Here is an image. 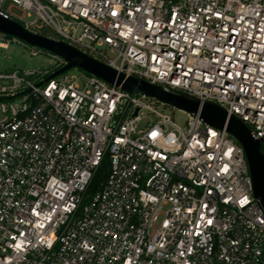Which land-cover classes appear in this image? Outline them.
Returning a JSON list of instances; mask_svg holds the SVG:
<instances>
[{
  "label": "built area",
  "instance_id": "2783aa9c",
  "mask_svg": "<svg viewBox=\"0 0 264 264\" xmlns=\"http://www.w3.org/2000/svg\"><path fill=\"white\" fill-rule=\"evenodd\" d=\"M0 16L218 106L264 155V0H0ZM51 56L50 72L0 73V264H264V210L234 138L171 106L181 129L148 101L170 105L84 72L52 77L66 63Z\"/></svg>",
  "mask_w": 264,
  "mask_h": 264
},
{
  "label": "water",
  "instance_id": "95a60500",
  "mask_svg": "<svg viewBox=\"0 0 264 264\" xmlns=\"http://www.w3.org/2000/svg\"><path fill=\"white\" fill-rule=\"evenodd\" d=\"M0 34L62 59L66 65L54 73L52 77L72 69H78L108 84L121 86L125 92H137L140 95L153 97L187 113H198L199 118L205 125L218 130H225L227 134L234 138L243 151L252 181L253 198L259 202L264 210V155L261 153L260 141L255 140L249 134L246 126L235 116H228L223 109L214 104H200L197 100L188 98L186 95L168 94L144 81L134 78L125 79L122 74H118L111 68L89 58L76 49L45 36L30 33L18 23L4 19L1 16Z\"/></svg>",
  "mask_w": 264,
  "mask_h": 264
},
{
  "label": "rangeland",
  "instance_id": "374dc122",
  "mask_svg": "<svg viewBox=\"0 0 264 264\" xmlns=\"http://www.w3.org/2000/svg\"><path fill=\"white\" fill-rule=\"evenodd\" d=\"M3 9L9 14L15 17H22L23 13L19 11L16 7L12 5L10 1H5L2 5ZM27 19H32L30 16ZM37 33L45 37L56 40V35L49 29L40 28L36 30ZM7 37L0 34V43L4 42ZM9 38V37H8ZM55 59L46 52H42L36 56L30 55V50L27 45L20 41L8 43L6 48H0V73H12L16 71L25 72V71H35V72H50L54 69ZM69 75H74L78 78L83 79L85 74L78 70L72 69L69 70ZM150 106L154 108L158 113L169 115L172 122L179 126L181 129L185 128V123L187 117L184 113H181L177 109H172L171 106L161 107L159 104L154 103L153 100L148 101ZM145 118L139 125V129L146 128L149 122H154L152 115L145 113ZM2 118L0 114V119Z\"/></svg>",
  "mask_w": 264,
  "mask_h": 264
},
{
  "label": "trees",
  "instance_id": "16d2710c",
  "mask_svg": "<svg viewBox=\"0 0 264 264\" xmlns=\"http://www.w3.org/2000/svg\"><path fill=\"white\" fill-rule=\"evenodd\" d=\"M9 39V38H8ZM108 173V165L106 160L102 162L100 167L98 168L97 172L95 173L88 189H87V195H93L98 190H100L102 183L104 182V179L106 178V175Z\"/></svg>",
  "mask_w": 264,
  "mask_h": 264
}]
</instances>
